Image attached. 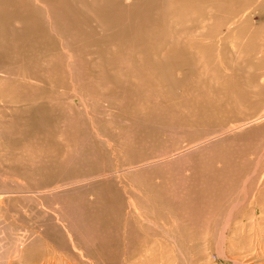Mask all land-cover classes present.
Returning <instances> with one entry per match:
<instances>
[{
    "label": "rangeland",
    "instance_id": "obj_1",
    "mask_svg": "<svg viewBox=\"0 0 264 264\" xmlns=\"http://www.w3.org/2000/svg\"><path fill=\"white\" fill-rule=\"evenodd\" d=\"M25 1L0 6V88L25 110H0V264H264V120L205 141L264 112V0Z\"/></svg>",
    "mask_w": 264,
    "mask_h": 264
},
{
    "label": "bare ground",
    "instance_id": "obj_2",
    "mask_svg": "<svg viewBox=\"0 0 264 264\" xmlns=\"http://www.w3.org/2000/svg\"><path fill=\"white\" fill-rule=\"evenodd\" d=\"M10 2V0H0V6L2 5V4H4V5H7L8 3ZM12 2L14 3V5L16 6V7H18L19 8V10H21L23 13H28L29 12V7H28V5H27V2L25 1V0H12ZM57 2H58V4L61 2H59L58 0H57ZM57 2H55V0H51V1H49V10H51V11H55V8L57 7V6H55V4H57ZM2 3V4H1ZM13 3H11L10 2V4H13ZM33 5L34 6H36L37 7V10H38V7H44V8H46V7H48V3H47V0H33ZM60 5V4H59ZM36 7H34V9L36 8ZM0 9H1V7H0ZM41 9V8H40ZM43 10V9H42ZM38 12H40L39 10H38ZM51 13V12H50ZM67 14H69V13H67ZM47 15V14H46ZM54 17H57L56 18V20L59 18L58 16H54ZM53 17V18H54ZM47 19H49V16L47 17ZM60 19H62V18H60ZM15 20V19H14ZM23 20H25V19H23ZM43 20H45V19H43ZM53 20V19H52ZM52 20H50V21H52ZM55 20V21H56ZM59 20V19H58ZM59 22V21H58ZM29 23V22H28ZM46 23V22H45ZM50 24V27H51V29H52V31L54 32L55 30H56V25H55V23H54V21L51 23H49ZM4 25H5V21H3V19L1 18V16H0V35H1V33H2V31H1V27H2V29H3V27H4ZM13 25V24H12ZM22 26V25H21ZM4 29H5V27H4ZM45 29V28H44ZM51 29L49 30V31H51ZM58 29V28H57ZM44 31V30H43ZM58 31V30H57ZM40 32V31H39ZM56 32V31H55ZM54 32V33H55ZM47 32H45V34H46ZM48 34V33H47ZM51 34V33H50ZM53 34V33H52ZM59 34H61L60 32H59ZM69 34V33H68ZM18 35V34H17ZM38 35V34H37ZM54 35V34H53ZM71 35V34H70ZM36 36V35H35ZM39 36H40V34H39ZM39 36H38V38H39ZM43 36V35H42ZM47 36V35H46ZM52 36V35H51ZM58 36V35H57ZM64 36V35H63ZM37 37V36H36ZM48 37H50V35L48 36ZM47 37V38H48ZM72 37V36H71ZM71 37H70V39H71ZM44 38V37H43ZM46 38V39H47ZM55 38V37H54ZM9 40H11V42L12 41H14V37H9ZM37 40V39H36ZM40 40H42V39H40ZM38 41V40H37ZM48 41V40H47ZM49 41H51V40H49ZM58 41H59V39H58ZM71 42V41H70ZM5 43H7V41L5 42ZM27 43V42H26ZM42 43L44 44H46V40L43 42V40H42ZM41 43V44H42ZM35 44H37V43H35ZM40 44V45H41ZM58 44V43H57ZM61 44V43H60ZM24 45V44H23ZM70 45V44H69ZM42 47H43V45H41ZM52 46H54L53 44H52ZM64 46V45H63ZM4 47V46H3ZM68 47V45H66V48ZM44 48V47H43ZM52 48V47H51ZM51 48H49V49H51ZM6 49V48H5ZM48 49V48H47ZM59 49V48H58ZM70 49V48H69ZM72 49V48H71ZM71 49L69 50V51H71ZM44 50H45V48H44ZM63 50V49H62ZM53 51V50H52ZM73 51H74V49H73ZM73 51H71V52H73ZM44 52V51H43ZM55 52H57V50H55ZM59 52V51H58ZM36 53V52H35ZM35 53H31L32 55L33 54H35ZM67 53V56H68V59H69V63H70V65H71V63L74 61V60H72L71 59V57L69 56V54H68V52H66ZM70 53V52H69ZM76 53V52H75ZM11 54V53H10ZM29 54V53H28ZM50 54V53H49ZM71 54V53H70ZM73 54V53H72ZM19 55V54H18ZM36 55V54H35ZM40 55H42V54H40ZM76 55V57H77V53L75 54ZM75 55H74V58H75ZM11 56V55H10ZM23 56V55H22ZM64 56V55H63ZM71 56H73V55H71ZM30 57V56H29ZM51 57V56H50ZM49 57V58H50ZM65 57V56H64ZM7 58V57H6ZM23 58V57H22ZM43 58H45V56L43 57ZM48 58V59H49ZM73 58V57H72ZM73 58V59H74ZM8 59V58H7ZM10 59V58H9ZM48 59H46V60H48ZM57 59V58H56ZM43 60V59H42ZM53 60H55V59H53ZM1 61H3V60H1ZM43 61H45V60H43ZM37 62V61H36ZM47 61H45V63H46ZM30 63V62H29ZM35 63V62H34ZM38 63V62H37ZM68 63V64H69ZM76 62H73V64L72 65H74ZM4 64V63H3ZM28 64V63H27ZM42 64H43V62H42ZM10 65V64H9ZM29 65V64H28ZM38 65V64H37ZM6 66H7V64H6ZM11 66V65H10ZM39 66V65H38ZM37 66V67H38ZM41 66V65H40ZM51 66V65H50ZM66 66V65H65ZM69 66V65H68ZM32 67V66H31ZM1 68V67H0ZM19 68V67H18ZM36 68V67H35ZM42 68V67H41ZM58 67H56V69H57ZM4 69H5V67H4ZM6 69H7V67H6ZM32 69H34V68H32ZM60 69V68H59ZM0 70H2V72H3V69H0ZM24 70V69H23ZM31 70V69H30ZM37 70V69H36ZM64 70V69H63ZM5 71V70H4ZM10 71V69L8 70V72ZM33 71V70H32ZM35 71V70H34ZM39 71H40V69H39ZM39 71H35V72H38L39 74H40V72ZM44 71H45V69H44ZM8 72H6L5 74H7ZM13 72V71H12ZM42 72V71H41ZM47 71H45V73H46ZM59 72V71H58ZM67 72V71H66ZM4 73V72H3ZM43 73V72H42ZM62 73V72H61ZM13 74V73H12ZM15 74V73H14ZM13 74V75H14ZM28 74H30V73H28ZM39 74H38V76H39ZM44 74V73H43ZM42 74V75H43ZM50 74V73H49ZM51 74H52V72H51ZM59 74H60V72H59ZM63 74V73H62ZM69 74V73H68ZM68 74H66V75H68ZM72 74V73H71ZM74 74V73H73ZM41 75V74H40ZM75 75V74H74ZM74 75H73V77H74ZM264 75V74H263ZM262 75V76H263ZM16 76V75H15ZM37 76V75H36ZM50 76V75H49ZM54 76H55V74H54ZM72 76V75H71ZM2 77V76H1ZM5 77V76H4ZM13 77V76H12ZM25 77V76H24ZM43 77H45V75L43 76ZM42 77V78H43ZM6 78V77H5ZM14 78V77H13ZM22 78V77H21ZM41 78V79H42ZM53 77H51V79H52ZM69 78V77H68ZM70 78H72V77H70ZM263 78V77H262ZM8 79V78H7ZM74 79V78H73ZM75 79H77V78H75ZM264 79V78H263ZM263 79H261V81H263ZM1 80H2V78H1ZM4 80V79H3ZM2 80V81H3ZM18 80V79H17ZM11 81V80H10ZM39 81V80H38ZM40 81H42V80H40ZM55 81V80H54ZM75 81H77V80H75ZM3 82H5V81H3ZM8 82V81H7ZM32 82V81H31ZM264 82V81H263ZM22 83V82H21ZM24 83V82H23ZM22 83V84H23ZM2 84V83H1ZM10 84H14V83H10ZM41 84V83H40ZM46 84V83H45ZM51 84V83H50ZM21 85V84H20ZM30 85V84H29ZM3 86V85H2ZM5 86V85H4ZM6 87H8V86H6ZM17 87V86H16ZM32 87H34V86H32ZM79 87V86H78ZM77 87V88H78ZM4 88V87H3ZM22 88H23V86H22ZM34 88H36V87H34ZM43 88V87H42ZM76 88V89H77ZM24 89V88H23ZM44 89V88H43ZM58 89H60V88H58ZM4 90V89H3ZM2 90V88H0V99L2 100V101H4V102H2L1 101V105H0V110H1V107L2 108H6V110H2V111H5L6 113V115H8V113L7 112H9L10 110L9 109H11V113H16L18 110H20L21 112H23V114L25 115V110L23 109V107H22V104H21V101H19L16 97H17V94H19V92H17L16 90H14V91H12L10 88H8V92H9V94H5L4 93V91ZM49 90V89H48ZM40 91V90H39ZM50 91H53V90H51L50 89ZM59 92V91H58ZM75 92H77V91H75ZM41 94H42V92H41ZM22 96L20 95V98H21ZM47 97V96H46ZM40 98H42V96L40 97ZM22 100H24V99H22ZM28 101V100H27ZM27 101H24V102H27ZM46 101V100H45ZM41 102V101H40ZM43 103V102H42ZM41 103V104H42ZM28 104V103H27ZM45 104V103H44ZM22 107V108H21ZM27 110V109H26ZM41 110H43V109H41ZM0 114H2V113H0ZM1 118V117H0ZM3 118H5V117H3ZM18 122H19V120L18 119H16ZM264 120V112H262V113H260L257 117H253L252 119H249V120H244V121H241L240 123H231V124H229V125H227V127L225 128V131L224 132H222V133H220V134H218V135H216V136H213V137H211V138H209V139H206L205 141H207V140H210V141H213V140H215V139H217L216 137H219V138H222V137H225V134H230L231 132H234V134H237V133H242L243 131H246V128H249V127H251L252 125H255V124H258V123H260L261 121H263ZM2 121V120H1ZM9 122L8 123H11V124H13L14 123V120H13V118H11L10 120H8ZM78 121V120H77ZM83 121V120H82ZM90 122V121H89ZM6 123V122H5ZM7 123V124H8ZM20 124L22 125L23 124V122H20ZM84 124H86V123H84ZM43 125H44V123H43ZM80 125V124H79ZM87 125V124H86ZM86 125H84V126H86ZM50 126V125H49ZM93 126V125H92ZM4 127V126H3ZM2 127V128H3ZM6 127H8L7 125H6ZM12 127V126H11ZM87 127H88V125H87ZM96 127H99V126H96ZM14 128V127H13ZM44 128H46V127H44ZM53 128V127H52ZM179 128V127H178ZM1 129V128H0ZM2 130V129H1ZM13 130V129H12ZM11 130V131H12ZM54 130V129H53ZM98 130V129H97ZM10 131V132H11ZM59 131V130H58ZM57 131V132H58ZM220 131V130H219ZM2 132V131H1ZM0 132V133H1ZM9 132V133H10ZM14 132L15 131H12V133L14 134ZM18 132V131H17ZM39 132V131H38ZM48 132V131H47ZM256 132V131H255ZM8 133V134H9ZM49 133H50V131H49ZM76 133V132H75ZM16 134V133H15ZM21 135V134H20ZM69 135V134H68ZM79 135V134H78ZM70 137V136H69ZM9 138H11V136L9 135ZM8 139V138H7ZM13 140V139H12ZM22 140H24V139H22ZM29 140V139H28ZM76 141L73 143V145H72V151L70 152L69 151V154H71V155H69L68 156V158L71 160L72 158H71V156H73V154L74 153H78V151H79V149H81L82 148V146H83V144L86 142V140L85 139H78V138H76L75 139ZM111 140V139H110ZM10 141V140H9ZM9 141H6V142H9ZM25 141V140H24ZM69 141V140H68ZM1 142H2V140H1ZM14 142V141H13ZM4 143V142H3ZM10 143H12V142H10ZM25 143V142H24ZM2 144V143H1ZM34 144V143H33ZM211 144V143H210ZM3 145H5V143L3 144ZM67 145V144H66ZM198 145V144H197ZM37 146L38 145H35L33 148H31V149H29L27 152H26V154H27V160H24L23 161V164L25 163V161H27L28 163H29V167H26V165H24V166H22V169H20L21 171H22V177L23 178H28V177H30V179L31 180H34L35 179V175H34V177H32L33 176V174L35 173V171L37 172V165L39 164H41V160L42 159H40V157H38L37 155H36V153H37V151L38 150H40V149H38L37 148ZM193 146V145H192ZM7 147V146H6ZM10 147V146H9ZM12 148V150H13V152H19V154H23V152L24 151H26L27 149H28V147H27V144H23V146H16V145H14L13 147H11ZM27 148V149H26ZM3 149V148H2ZM7 149V148H6ZM188 150H189V148H187ZM191 149V148H190ZM4 150V149H3ZM11 150V149H10ZM11 150V151H12ZM83 150V149H82ZM81 150V151H82ZM187 150V151H188ZM1 151V150H0ZM11 151H8V152H11ZM43 151V150H42ZM181 151H184V150H181ZM8 152H7V154H8ZM44 152H46V150L44 151ZM83 152V151H82ZM189 152V151H188ZM3 153H6V151L4 152L3 151ZM67 154H68V152H66ZM187 153V152H186ZM42 154L44 155V153L42 152ZM51 154H52V152H50L49 151V153H48V157H49V160H51ZM178 154H180V155H178ZM178 154H177V152L176 153H171V154H168L167 156H163L159 161L157 160V161H153V162H144V164H143V166H148V165H150L151 163H154V164H156V163H162V162H166V161H168L169 159H173V158H180L181 156H184L185 155V153L183 152H178ZM261 154V153H260ZM16 156V155H15ZM46 156V155H45ZM76 156V155H75ZM10 157V156H9ZM21 157V156H20ZM43 157V156H42ZM48 157H46V159H47V161H48ZM77 157H80V156H77ZM15 158V157H14ZM24 158H25V156H24ZM13 159V158H12ZM44 159V158H43ZM45 159V160H46ZM73 160V159H72ZM142 160H144V159H142ZM153 160V159H152ZM176 160V159H175ZM18 163H19V159L17 158V160H16ZM147 161V160H146ZM20 162H22V161H20ZM73 162V161H72ZM75 162V161H74ZM73 162V163H74ZM77 162V161H76ZM49 163V162H48ZM167 163V162H166ZM22 164V163H21ZM22 164V165H23ZM51 165V164H50ZM87 165V164H86ZM138 165V164H137ZM42 166V165H41ZM140 166V165H139ZM138 166V167H139ZM136 167V166H135ZM134 166H130V167H128V168H125V169H122V170H120V172L121 171H130V170H133L134 168H135ZM142 167V166H141ZM45 168V167H44ZM144 168V167H143ZM43 170V169H42ZM90 170H91V168H90ZM49 170H47V172H48ZM44 173V172H43ZM91 174H92V172H90ZM111 173V172H110ZM113 173V172H112ZM117 173V172H116ZM134 173V172H133ZM46 174V173H45ZM43 175V174H42ZM117 175V174H116ZM21 176V175H20ZM106 176V173L105 174H96V175H90V176H86V177H81V178H78V177H73V178H70V180H68V181H65V180H61L60 179V181H56L55 183H53V184H51V185H49V186H47L45 189H42V190H31V191H29L30 193H38L39 191H41V193H43V194H46V195H49V194H55V195H61V194H65V193H67V192H69V191H71L72 189H74V190H76L77 188H79V187H81L82 186V183H84V182H88V181H93V180H96L97 178H100V177H105ZM111 176V175H110ZM68 177V176H67ZM68 178V179H69ZM101 179V178H100ZM108 179V178H107ZM15 181V180H14ZM14 183H16V181L14 182ZM89 184V183H88ZM19 185H20V183H18V184H16V186H17V188L19 187ZM84 187V186H83ZM17 188L15 189V192L17 191ZM82 188V187H81ZM12 189V188H11ZM11 189H9V190H1L0 189V194H3V195H7V194H9L12 190ZM14 190V189H13ZM3 192H6V193H3ZM72 192V191H71ZM67 203V202H66ZM58 210L59 211H61L62 210V208H61V206H59V208H58ZM133 222V221H132ZM131 222V223H132ZM179 229V228H178ZM171 231H173V230H171V229H169L168 228V230L166 229L165 230V232H167L166 234H165V238H166V240H167V242L168 243H171L173 240H175L176 239V237H177V232L175 231V232H171ZM84 232V231H83ZM169 232V233H168ZM85 236L83 237L84 239H86V236L88 235L86 232L85 233H83ZM82 233L79 235V237H81L82 235H83ZM67 239H72V236H68L67 237ZM134 241V240H133ZM131 242V241H130ZM225 243V242H224ZM126 244V243H125ZM222 244V243H221ZM220 250H221V248H219ZM178 257V256H177ZM181 258H182V256H181Z\"/></svg>",
    "mask_w": 264,
    "mask_h": 264
}]
</instances>
